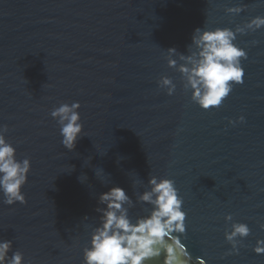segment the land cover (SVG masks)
<instances>
[{"label": "water", "instance_id": "obj_1", "mask_svg": "<svg viewBox=\"0 0 264 264\" xmlns=\"http://www.w3.org/2000/svg\"><path fill=\"white\" fill-rule=\"evenodd\" d=\"M256 16L264 0H0V126L17 159L31 160L26 204L0 195V240L25 264H83L99 194L119 186L135 202L156 176L184 201L186 231L174 234L184 264H264L252 251L264 240V29L237 36L244 83L215 110L191 102L165 59L168 48L187 54L196 28L234 30ZM163 75L173 96L157 86ZM72 102L84 137L68 151L50 112ZM227 215L251 230L238 255H228Z\"/></svg>", "mask_w": 264, "mask_h": 264}, {"label": "clouds", "instance_id": "obj_2", "mask_svg": "<svg viewBox=\"0 0 264 264\" xmlns=\"http://www.w3.org/2000/svg\"><path fill=\"white\" fill-rule=\"evenodd\" d=\"M244 10L237 6L224 11L235 16ZM261 29H264V16H256L234 30L196 28L187 54L179 53L174 47L167 49V66L180 74L182 88L190 93L192 103L202 111L218 109L233 87L244 83L241 62L247 59V52L236 44L237 36ZM156 83L166 95L175 94L177 85L172 77L163 75ZM80 108L79 102L61 103L50 112L59 126L61 144L68 151H73L84 137ZM244 122L245 118L240 116L236 121L230 120L229 124L235 126ZM8 131L6 125L0 126V195L6 206L13 207L27 202L22 189L28 183L31 160L27 157L17 159L16 148L7 139ZM73 170L74 166H71L69 172ZM95 175L97 177L99 173L95 171ZM82 176L78 177L81 182ZM97 202L99 224L92 228L89 244L82 250L83 264H152L160 261L162 256L163 264H184L183 257L188 253L174 234L185 233L187 214L182 210L184 201L173 180L149 176L145 190L137 195L135 202L123 188L113 186L99 194ZM137 203L149 207L145 209V215L133 218L129 210ZM224 220L230 224V230L226 228L224 232V238L231 246L228 255H238L244 246L242 241L251 230L245 223L233 222L232 215L225 216ZM260 229L264 231V224H260ZM252 251L257 255L264 254V240H257ZM197 262L205 264L200 259ZM0 264H25L24 254L13 250V241L0 240Z\"/></svg>", "mask_w": 264, "mask_h": 264}]
</instances>
